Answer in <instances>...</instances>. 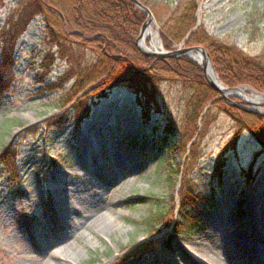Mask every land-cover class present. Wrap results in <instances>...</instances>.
Instances as JSON below:
<instances>
[{
    "label": "rangeland",
    "instance_id": "374dc122",
    "mask_svg": "<svg viewBox=\"0 0 264 264\" xmlns=\"http://www.w3.org/2000/svg\"><path fill=\"white\" fill-rule=\"evenodd\" d=\"M149 1L159 3L150 11L154 37L168 6L180 0ZM17 2L4 0L0 6V67L8 52L7 22ZM195 18L196 27L220 43L250 58L264 56V0H200ZM49 43L43 19L34 18L15 42L12 77L0 95V129L4 120L22 126L0 130V156L1 151L14 155L10 175L0 167V264H213L221 253L227 259L222 263V257L219 264H230L233 258L232 264H245L252 244L245 241L249 232L264 236V153L257 143L246 132L235 139L236 127L228 115L210 110L203 123L198 121L195 159L187 168L188 155L181 145L191 89L167 83L159 84L157 108L151 106L148 121H143L135 95L122 84L95 100L78 127L70 123L57 128L47 119H55L53 106L61 90L50 89H67L72 81L63 83L68 65ZM144 43L150 48L151 38ZM126 117L136 132H112L107 143L93 151L100 173L120 183L110 190V201L99 205L101 212L75 228L79 215L90 210L89 202L106 196L88 179L78 178L81 138L95 123L116 129ZM114 153L131 156L134 167L125 169L113 159ZM170 165L181 169L179 182L184 179L183 185L206 198L201 225L187 235L160 227L162 233L147 240L143 220L173 198L174 215L179 212L177 192L167 180ZM215 167H221L220 179L212 176ZM227 205L230 221L223 214ZM221 231L230 232L231 241L224 244Z\"/></svg>",
    "mask_w": 264,
    "mask_h": 264
},
{
    "label": "trees",
    "instance_id": "16d2710c",
    "mask_svg": "<svg viewBox=\"0 0 264 264\" xmlns=\"http://www.w3.org/2000/svg\"><path fill=\"white\" fill-rule=\"evenodd\" d=\"M3 1L0 0V6ZM138 1L150 11L159 4L149 0ZM199 1L180 0L174 6L167 5L168 16L160 26L158 23L159 40L164 51L172 52L179 45L202 47L207 51L218 79L226 88L247 86L264 95V56L247 57L236 47L210 37L203 28H195ZM37 17L43 19L49 44L58 49L60 59L68 65L63 83L72 81L67 89H50L61 90L53 106L55 119H47L57 128L61 129L70 123L78 127L87 118L90 105L95 100L105 98L110 90L122 84H126L127 89L135 95L142 118L148 121L151 106L157 108L158 86L167 83L191 89L185 106V142L181 145V150L188 155L187 168L195 159L194 142L198 137L196 134H200L198 121L203 123L209 111L214 109L224 112L233 121L235 139L246 132L264 153V118L227 105L207 85L195 62L186 57L149 59L137 51L135 41L146 16L128 0H18L17 9L7 22L9 41L4 44L8 52L3 55L5 65L0 67V95L6 92L12 77L9 69L15 42ZM47 56H50L52 63V55ZM68 106L70 115L74 114L72 118L67 116ZM16 125L22 127L14 121L4 120L0 130L6 132ZM1 152L4 154L0 156V167H5L10 175L14 167V155ZM180 170L178 166L173 169L170 165L167 177L169 188L177 192V220L173 198L169 204L141 222L147 240L159 236L162 233L160 227L171 229L172 234L185 235L200 228L203 215L201 206L206 198L198 197L190 187L183 185L184 179L179 182ZM212 176L220 179L221 167H215Z\"/></svg>",
    "mask_w": 264,
    "mask_h": 264
},
{
    "label": "bare ground",
    "instance_id": "6f19581e",
    "mask_svg": "<svg viewBox=\"0 0 264 264\" xmlns=\"http://www.w3.org/2000/svg\"><path fill=\"white\" fill-rule=\"evenodd\" d=\"M147 35L149 38H151V44H152L151 50L154 52H159L160 45L154 42L153 37L151 36L150 30L147 31ZM122 120L123 122L121 121L120 123L121 126L119 125V127H115L116 129H112V128L105 127V126L101 127L98 123H95L90 127L89 131H87L86 134L81 138V141H80L81 153H79V156H78V165L82 173L79 174L78 178L81 179L82 181L84 180L86 181L88 179L89 180L88 182L94 183L97 189H100V192L105 193L106 196L102 200H94V201L89 202V205L87 204L90 210L87 209L88 212H82V211H81L82 213L80 212L81 214L79 215L76 223L74 224L75 228L83 227L84 225L86 226L87 221L90 218V216L101 212L99 208L101 206L99 205L103 203L104 201H105L104 203H107L108 201H110L109 196H108L110 194V190L117 187L118 183H120V181L117 178L115 177L107 178L105 175H102L100 173V170H99L100 161L98 159L99 157L97 156V154H94L93 151L104 146L107 143L106 138L112 132L117 131V132H121L123 135H129V136H131L132 134L136 132L135 125L133 124V121L130 118L126 117ZM90 131L92 132L93 136H91ZM86 152H89V153H86ZM112 157L115 161H118V163H123V165L125 166V169H127L128 167L132 168L135 165L132 163L131 156L114 153ZM118 175L121 179L122 174L119 172ZM226 204H228V202H226ZM225 210L226 211L223 214H225V216L228 217L230 221V219H232L231 218L232 213L229 211L228 205L225 207ZM217 225H218V222L216 226ZM229 233L230 232H227V231H224V232L221 231L219 233L220 239L222 240L224 244L231 241L229 237ZM245 241L247 242L248 245L252 243L249 246V252H250L249 258L250 259L248 258L245 264H264V236L263 235L260 236L256 232H253V233L249 232V234L245 238ZM253 243H256V244H253ZM216 257L217 258H215V261H213V264L221 263L220 261L222 260L220 259L222 257L224 259L222 263H224L227 259L225 258L223 253L217 254ZM233 261L235 262L236 259L233 258ZM232 262L230 264H232Z\"/></svg>",
    "mask_w": 264,
    "mask_h": 264
},
{
    "label": "water",
    "instance_id": "95a60500",
    "mask_svg": "<svg viewBox=\"0 0 264 264\" xmlns=\"http://www.w3.org/2000/svg\"><path fill=\"white\" fill-rule=\"evenodd\" d=\"M130 1L139 11L145 16L146 20L143 23L138 37L135 41V47L137 51L144 57L149 59H169L186 57L195 62L201 69L204 79L207 85L220 96V98L229 106L249 115L258 116L264 118V96L254 92L249 87H239L236 89H227L219 81L214 68L212 66L210 57L205 49L202 47H191V48H178L173 52H165L161 46V42L158 36L155 35L153 38L156 43L160 45V51L154 52L150 48H147L144 39L148 37L147 31L154 25L153 17L150 11L141 5L138 0ZM197 26H199L197 22Z\"/></svg>",
    "mask_w": 264,
    "mask_h": 264
}]
</instances>
